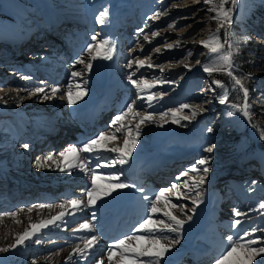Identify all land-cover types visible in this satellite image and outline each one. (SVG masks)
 <instances>
[{
  "label": "rangeland",
  "instance_id": "374dc122",
  "mask_svg": "<svg viewBox=\"0 0 264 264\" xmlns=\"http://www.w3.org/2000/svg\"><path fill=\"white\" fill-rule=\"evenodd\" d=\"M9 1L14 2L13 0ZM15 1L16 4L25 5L24 7L29 14L28 18L24 19V15L23 22L14 20L11 12L2 4L3 6L0 5V29L5 28L4 26H13L14 30L29 36L24 38L23 48H16L17 52L14 47L9 49L15 51L14 53L20 58L18 59L19 62L22 57L24 58L26 43L33 42L32 40H35L36 36L48 40L47 34L49 35V31L53 36L56 35L54 31L58 29L62 30V38L66 39L78 26L76 22L81 24V27L78 26V28L86 29L88 26L85 31L92 29L93 32H90L91 37L97 34L98 39H107L105 31L110 28L115 10L120 3L119 0ZM132 1L138 20L145 18V21L138 23L137 31L146 32L149 41H151L147 44L148 47L146 45L141 47L139 44L136 47L139 50L145 49V55L142 58L150 56L151 61L146 60V64L152 63L154 65L152 68H143L144 74L150 71H153L154 74H147L141 78H145L149 83L155 82L156 86L152 88L151 93L162 94L157 96L152 107H149L145 100L140 101V106L136 105L142 113H154L155 123L141 125V134L133 153L139 154V162L145 171H155L154 167H150L153 163L158 161L163 165L166 156H176L177 161L175 164L168 165V167L171 172V180H177L182 191H187L183 187V181L188 179L184 175L185 171L200 158H210L209 172L206 182L202 186L203 203L199 207H195L190 199L180 198L184 199V205H180H183V209H186L185 214L180 215V217H191V219H189V224L184 225V228L180 231L179 243L166 254L167 257L162 261V264H173L175 261L174 264H177V262L182 264L181 260L184 261L185 259L190 264L192 261L191 255H196V251H203L209 255V259L205 264H215L216 258L227 246V237L232 236L236 239L251 228L261 229L255 233V236L258 238L259 244L264 245V215L261 214L264 210H259V204L264 202V139H261L262 130H264V32H262L264 30V0H238V7L233 10V23L230 27L231 42L239 44V52L234 56L235 75L242 80L249 90L248 103L251 105V124L236 110L218 102L222 89L214 85L212 80L215 79L214 75L221 78L220 81L227 86L229 102L240 105L243 103V94L238 91V86L223 73H214L212 77H209L201 70L200 65L195 63L197 60L209 63L212 59V57H209L207 50L201 47V42L207 41L217 28V23L209 19L210 16L215 15L214 12L208 11V8L212 5L206 4L205 0ZM0 2L2 1L0 0ZM98 5L103 10L107 9L109 13L108 19L103 25L97 23L99 13H96L95 10ZM225 7H231L230 0ZM158 11L162 13L161 16L155 20L151 19ZM78 20L80 21L78 22ZM55 23L59 26H54ZM36 29H41L40 31L43 30L45 33L37 35L33 33ZM153 32L158 33V35L153 36ZM222 34L223 30H221V37ZM144 36L145 34L142 36L143 39L137 40L142 43ZM1 37H4V35L0 32ZM245 38H248L246 43L243 42ZM43 44L38 43V40L35 43L38 48ZM130 44L124 51L131 52L133 50L134 47L131 46L134 43ZM169 44L172 45L171 48L168 47ZM21 48L23 51H21ZM156 48H159L160 51L156 52ZM5 49L1 48L0 53L6 52ZM189 50L192 52L190 57L187 55ZM140 54L138 52L136 57L141 58V56H138ZM85 56L82 55L81 57L85 58ZM87 59L88 57L85 61ZM109 61L106 60L107 64ZM102 62L105 63V60L103 59ZM185 65H188L191 71L185 68ZM80 66L82 65L80 64ZM146 68L150 70H146ZM161 68H163V71H161ZM104 69L99 70L98 74H103ZM141 69L137 70V77L140 76L139 71ZM249 75L251 78L247 79L246 77ZM124 78L121 77L122 80H125ZM4 87L0 86V91L15 92V88ZM213 88L215 91L211 90ZM150 90H146L144 95H147ZM13 97V95H10L6 100L9 104H13V111L9 112L8 115H3L2 119L0 114V181L4 182L7 181L8 174L13 173L10 169L12 168L10 163L13 160L9 158V148L13 143L19 141V144L22 145L21 141L29 139V135L24 133V130L21 129L22 126L16 121V111H14L20 110L18 108L21 105L22 97L19 98L20 100ZM183 104L201 105L207 111L203 114L198 113L193 119L183 120L181 119L183 115H190V109H185L182 113L177 114L176 119L180 122L172 123L170 110L179 108ZM165 112L169 113L166 118L167 122L164 123L163 127H158L157 124L160 123L159 114ZM229 112L233 114L229 115ZM137 120L138 118L133 119L130 125L134 133ZM112 121L113 118L107 120L110 124ZM114 126L112 125L113 129ZM208 127H211L213 132H207ZM107 131L111 132L112 129ZM194 131L197 132L195 140L192 138ZM209 145H215L214 153L204 151ZM36 147V145L32 146L30 151ZM160 156H164V158L161 160L159 159ZM22 160V163L27 160L31 175L21 177L29 180L31 176L36 175L33 169L34 166L29 164L27 154ZM258 167L261 169L262 178L251 179L250 173ZM241 168L248 173L243 172L244 174L239 176L238 173H240ZM116 170L117 173H121L118 169ZM141 171L139 170V172ZM256 171L259 173L258 170ZM253 181H255V184L252 183ZM0 183L3 184V182ZM216 193H219L217 196L221 194L222 197V207L219 208L229 211L220 214V217L225 220L218 219L220 222L227 220L228 227L225 228L215 226L210 216L217 210V201L214 200ZM13 207L6 198L5 192L1 190L0 220L3 221L7 216H11L8 214L14 212ZM190 210L193 211V214L198 211L196 218L190 214L192 213ZM235 210L246 212L248 215L241 217L244 222L234 228L232 225L234 219H236L234 216ZM217 211L220 213L219 210ZM174 215L177 216V213ZM165 220L167 221V218ZM67 230L69 231V228ZM163 235L170 238L177 237L176 233L170 232H164ZM10 238L9 235L5 236L8 245L12 244V240H15L16 236H13L11 241ZM2 240L3 238L0 235V245ZM179 252H185L186 254L184 253L185 255L179 259L176 258ZM0 255H7V252L0 253ZM257 258L264 261V256ZM19 259L15 254L9 257L6 262L0 261V264H32L31 259L26 258L23 261ZM141 259L149 260L151 258L142 257Z\"/></svg>",
  "mask_w": 264,
  "mask_h": 264
},
{
  "label": "bare ground",
  "instance_id": "6f19581e",
  "mask_svg": "<svg viewBox=\"0 0 264 264\" xmlns=\"http://www.w3.org/2000/svg\"><path fill=\"white\" fill-rule=\"evenodd\" d=\"M1 1L0 5H5L8 8L14 20L23 22L24 15V19H26L28 11L24 7L25 5L18 2L19 5L14 3L16 2L15 0H13L14 2H10L9 0ZM119 1L120 3L118 7L116 6L117 9L110 23L111 26L109 25L110 28L108 27L109 29L105 31L107 40L116 45L113 59L108 64L106 60L105 63L102 62L103 59L93 61V68L90 72L86 73L84 72L83 65L75 64V61L82 55H86L84 59L88 57L84 48L88 43L92 42L90 32H93L92 29L85 31L88 26L86 29H81L78 28V26L81 27V24L76 22L78 26L74 29L73 33L70 32L71 34L66 39L62 38L63 32L59 29L54 31L56 34L53 35L54 37L51 36L49 31V35L47 34L48 40H43L36 36L35 40H32L33 42L25 44L24 58L22 57L20 62L18 61L20 58L14 53L15 51L9 49L14 47V50L17 52L16 47L22 46V43L25 42L24 38H28L29 36L14 30L13 26H4L5 28L0 29L1 34L4 35V38L8 42V44L0 46L9 47L7 51L9 60L3 58V61H6L5 66L9 68V75H11L0 86L3 88H5L4 86L15 88V92L13 93L0 91V97H3V99H0L1 119L4 117L3 115H8L9 112L13 111V104H9L6 101L9 96L13 95V98L17 99L22 97L21 105L18 108L20 110L14 111H16V121L22 126L21 129L24 130V133L29 135L28 140L20 142L22 145L28 144L29 147L27 149L22 148L18 141V143L12 142L13 144L8 150L9 158L13 160L14 164V168H10L13 173L8 174V177H6L7 181H0L3 182V184L0 183V189L5 192L6 198L14 206L13 211L17 215L15 217L7 216L3 221L0 220V235L3 238L0 247L8 246L5 240L6 235L11 237V241L13 236L22 234L26 229L30 230L32 223H39L42 220H47L57 215L62 211L58 206L66 203L68 199H86L85 190L91 186L90 175H86L78 170H73L72 174L69 175L67 171L58 170L55 164L37 168V160H42L45 156L53 155L55 160L60 161L61 158L58 154L61 151H64L69 146L82 144L88 139L95 138L100 133L118 136L119 139L116 141V144L122 146L127 127L133 122L132 115L130 114L123 121L126 127L121 129L120 132H116V128L119 127L118 124L113 129V123L110 124L107 120L112 118L114 120L115 116L123 111L126 103H131L135 100L136 105H141V100L136 98L137 90L129 83L127 77L135 72L133 79L145 80V78L141 77H145L147 74H154V72L150 71L144 74L142 68L139 71L140 76L137 77L135 64H133L132 69L127 67L128 61L133 58L135 59L138 52L141 53L138 56H141V59H143L145 49L142 52L136 46L138 44L141 47L143 45L147 46L149 41L143 40L140 43L137 40L143 39L142 36L146 35V32L141 33L137 31L138 23L145 21V18L138 20L135 9L132 6L133 1ZM135 3L137 2L135 1ZM102 10L103 8L98 5L95 12L100 13ZM56 25L59 26L55 23L54 26ZM40 30L36 29L33 33L43 35L45 31ZM37 40L38 43H44L40 48L35 45ZM129 43H131L130 45L132 43L135 44V46L134 44L131 46L134 47L133 50L131 52L124 51L125 48L129 47ZM102 68H105L104 73L100 75L98 72ZM129 70L130 74L128 75ZM146 70L150 69L146 68ZM73 71L84 73L83 79L79 77L73 78L71 76ZM23 76H31L32 79L26 80L22 78ZM121 77H125V80H122ZM70 83L73 92L76 91V83H80L88 92L82 100H78L74 105H69L66 96L61 98L59 94L50 100H43L39 96H30L28 94L36 87H44L49 94L52 87H59L62 91L67 92ZM18 89H25V91H18ZM151 91H153L152 88L148 94ZM109 129H112V131L108 132L107 130ZM192 138L193 140L197 138L196 131L193 132ZM34 145L37 146L36 150L32 149L30 151ZM111 146L113 145L110 144L109 147ZM26 154L28 162L34 166L33 169L36 174L35 176H31L29 180L21 177L31 175L27 160L25 163H22V158ZM101 155L104 159H107L118 154L102 153ZM139 158V154L133 153L132 158L126 165L96 169L98 174L117 173L116 169H118L124 175H121V180L135 187L118 190L116 193H113L112 197L98 201L95 208L85 207L75 216H66L63 223H58V226L50 225L48 228L40 230L31 239L25 241L23 246H18L16 249L8 251L7 255H0V261L6 262L9 257L17 254V258H20L19 260L23 261V259L28 258L31 259L32 264L33 261H35V264H68V257L73 254L75 246L80 245L83 247V242L87 237L96 235L98 243L94 247L92 255L88 257L87 261H82L81 264H94L95 261L102 258L105 259L107 264L106 254L109 246L124 235L131 234L135 226L144 218L148 205V201L143 199L144 195L153 197L160 189L168 188L171 191L165 192L166 199L177 205L184 202V199L176 198V189H172V185H178L179 182L171 180V172L168 167V165L175 164L177 161L176 156H166L163 165L158 161L153 163L150 167H154L155 171H145L141 167ZM163 158L164 156L159 157L161 160ZM90 162L93 168H95L97 162L103 163L99 155L91 156ZM60 166L63 167L64 165L61 163ZM139 170L142 171L139 172ZM99 183H103V181ZM139 189H143L144 191L141 192ZM130 193L132 194L131 200L128 199ZM217 194L219 193H216L214 200L217 201L216 209L220 213L215 210L210 216L215 226L225 228L226 226L228 227L227 220L220 222L218 219H224L220 217V214H225L229 211L219 208L222 207V197L220 196L221 194L218 196ZM29 203L30 205H28ZM40 205H52L53 207L40 208ZM30 207L33 209L31 213L27 211ZM158 207L161 209V213H158L161 218H167L162 215L163 211L167 210L171 211L172 214L177 213L179 218L185 219L186 226L189 224L190 220L188 217H180V215L185 214L186 209H183L184 207L166 209L163 202ZM20 209H24V211L21 212L19 211ZM93 212L96 213L95 218L92 216ZM190 212L196 218L198 211L194 214L192 210ZM17 221H20V223H17ZM84 222H89L93 225L91 232H73L74 228H77L79 224ZM68 228L69 231L67 230ZM37 239L40 243L35 242ZM14 242L15 240L13 239L12 243ZM184 253L179 252L176 258L181 259L186 254ZM195 253L196 255H191L192 261L190 264H205L209 259V255L203 251H196ZM117 259H119V256ZM185 260H181L182 264L189 263ZM257 261H260V259L256 258L253 264H257ZM179 263L177 262V264ZM72 264H76L75 260H73ZM113 264H116L115 260Z\"/></svg>",
  "mask_w": 264,
  "mask_h": 264
},
{
  "label": "snow or ice",
  "instance_id": "6c2138e0",
  "mask_svg": "<svg viewBox=\"0 0 264 264\" xmlns=\"http://www.w3.org/2000/svg\"><path fill=\"white\" fill-rule=\"evenodd\" d=\"M206 4L212 5L208 8L209 12H214V16H210V20H214L217 23V28L209 36L207 41L201 42V47L206 49L209 57H212L209 63H203L200 60H197L195 63L200 65L201 70L208 74L209 77H212L214 73H223L228 76V78L238 86V91L242 92V101L243 103L238 105L235 103L229 102V93L227 86L224 82L220 80H212V83L217 87L222 89V94L220 95L219 103L230 107L231 109L236 110L242 117H244L249 124L252 123L251 120V105L248 103L249 100V90L245 87L244 83L240 78L235 75V64L234 56L239 52V44H234L231 42V32L230 27L233 23V10L238 7V0H230L231 7H225L229 3V0H205ZM161 12H156L151 19L155 20L161 16ZM109 13L107 9L102 10L98 17L97 23L103 25L108 19ZM221 30L223 34L221 37ZM153 36L158 35V33L153 32ZM248 38H245L247 42ZM144 40L149 41L147 35L144 36ZM91 41L93 43H88L84 51L88 54V60L85 61L83 57L78 58L75 61V64L83 65L84 72H90L93 68V61L97 59L111 60L113 59L116 45L111 43L107 39H98L97 34L92 35ZM151 41H149L150 43ZM169 48L172 45H168ZM156 52H159L160 49L156 48ZM143 51V49H141ZM187 55L190 57L192 55L191 50L187 52ZM151 61L150 56H146L144 59L136 57L135 59H130L128 61L127 67L132 69L133 64L136 66V70H139L144 67L152 68L154 65L152 63H147ZM189 71L191 68L188 65H185ZM163 71V68H161ZM135 72L131 73L127 79L129 83L137 90L136 98L139 100H145L149 107H152L153 102L157 99V93H149L146 96L142 95L146 90H149L155 87V82L149 83L147 80L142 79H133ZM73 78L83 79L84 73L79 71H73L71 73ZM23 79L30 80L31 76H23ZM250 79L249 75L246 77ZM215 91V89H211ZM18 91H25V89H18ZM30 96H39L43 100H50L56 97L58 94L63 98L66 96L67 103L69 105H74L78 100H82L87 94V89L82 87L80 83H76V91L71 90V83L67 92L62 91L59 87H52L50 94L44 87H36L28 93ZM3 99V97H0ZM185 109H190V115H183L181 119L190 120L197 116V114H203L207 109L203 108L201 105H189L183 104L179 108L172 109V123L176 124L180 121L176 119L178 113H182ZM132 115L133 119H137L135 125V133L133 129L128 126L126 134L124 135L122 146L116 144V141L119 139L116 135H109L107 133H100L95 138L88 139L79 145H72L66 148L64 151H61L58 155L61 158L60 161L54 159L53 155H48L42 158V160H37L36 167L43 168L46 165L51 166L55 164L60 171H67L69 175L72 174L73 170H78L90 175L91 177V186L85 190L86 199L70 198L66 203L60 204L58 207L62 209L57 215L52 216L50 219L42 220L39 223H32L30 225V230L26 229L22 234H19L15 238V242L6 246L0 247V253H6L10 250L16 249L18 246H23L25 241L31 239L34 235L40 232V230L48 228L50 225L58 226V223H63L66 216H75L85 207L95 208L98 201L104 200L105 198L112 197L113 193H116L118 190L129 189L135 187L132 184L123 182L121 180V173H110V174H98L96 169L101 167H115L116 165H126L129 163V160L132 158L133 151L137 146L138 137L141 132V125L146 123H155L154 113H142L136 107V101L133 100L131 103H126L123 111L116 115L112 121L113 125H119L116 128V132H120L121 129L125 128L123 121L129 116ZM232 112H229V115H232ZM160 123L157 124L158 127H163L164 123L167 122V117L169 113H161ZM207 132H213L211 127H208ZM261 139H264V130H262ZM113 145L109 147V145ZM22 148L27 149L28 144L21 145ZM215 145L207 146L204 151L212 153L214 151ZM102 153H116L118 155L114 157H109L104 159L101 155ZM87 154V155H84ZM93 155H99L103 163L97 162L95 168H93L90 157ZM64 166L61 167L60 164ZM210 158L202 157L195 162L189 169L184 173L188 177L187 180L183 181V187L187 191L180 190V186L173 184L172 189H177L176 198L180 199L181 197L191 200L192 205L199 207L203 203V188L207 179V174L209 172ZM103 181V183H99ZM255 184V181L252 182ZM143 192V189H139ZM171 191V189H160L157 194L153 197L144 195L143 199L148 201L147 210L144 218L135 226L131 234H126L118 240L114 241L112 245L109 246L106 261L107 264H113V261H116V264H162L166 254L169 253L172 248L179 243V233L184 228L186 223L185 219H181L178 216L172 214L171 211H163V217H167V221L161 216L157 215L161 213V209L158 205L163 202L165 208H183V205H177L171 203L170 200L165 198V192ZM40 208L53 207L52 205H40ZM259 210H264V202L259 204ZM19 211H24L20 209ZM29 213L33 211L30 207L27 209ZM264 215V211L261 212ZM15 217L16 212L9 213ZM248 213L241 212L238 210L234 211V216L236 219L233 221L232 227H238L244 222L241 217H246ZM93 218H95L96 213H92ZM31 219V218H29ZM190 219V217H188ZM170 221V223H169ZM20 223V221H17ZM93 225L89 222H84L79 224L77 228L73 229V232L88 231L91 232ZM259 228H251L246 230L241 236L234 239L232 236L227 237V246L225 250L216 258L215 264H253L256 261L257 257L264 256V245H260L258 238L255 236L257 231H260ZM164 232L176 233L177 237L170 238L166 235H163ZM36 243H40L37 239ZM98 243V237L96 235H91L87 237L83 242V247L76 245L73 254L68 257V264H72L75 260L76 264H81L82 261H87L88 257L92 255V251L96 244ZM119 256V259L117 257ZM142 257H149V260H142ZM35 264V261H33ZM94 264H106L105 259H100L95 261ZM257 264H264V261H257Z\"/></svg>",
  "mask_w": 264,
  "mask_h": 264
},
{
  "label": "trees",
  "instance_id": "16d2710c",
  "mask_svg": "<svg viewBox=\"0 0 264 264\" xmlns=\"http://www.w3.org/2000/svg\"><path fill=\"white\" fill-rule=\"evenodd\" d=\"M214 78H215V79H219V80H221V78H218L216 75H214Z\"/></svg>",
  "mask_w": 264,
  "mask_h": 264
},
{
  "label": "water",
  "instance_id": "95a60500",
  "mask_svg": "<svg viewBox=\"0 0 264 264\" xmlns=\"http://www.w3.org/2000/svg\"><path fill=\"white\" fill-rule=\"evenodd\" d=\"M128 197L131 199V198H132V194L130 193V194L128 195Z\"/></svg>",
  "mask_w": 264,
  "mask_h": 264
}]
</instances>
